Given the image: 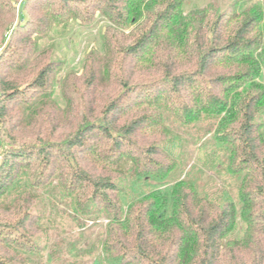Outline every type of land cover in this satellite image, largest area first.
<instances>
[{
	"label": "trees",
	"instance_id": "1",
	"mask_svg": "<svg viewBox=\"0 0 264 264\" xmlns=\"http://www.w3.org/2000/svg\"><path fill=\"white\" fill-rule=\"evenodd\" d=\"M184 2L0 0V264L59 262L38 191L108 221L93 241L78 224L62 264H264V3ZM96 14L81 75L58 78L40 37Z\"/></svg>",
	"mask_w": 264,
	"mask_h": 264
},
{
	"label": "rangeland",
	"instance_id": "2",
	"mask_svg": "<svg viewBox=\"0 0 264 264\" xmlns=\"http://www.w3.org/2000/svg\"><path fill=\"white\" fill-rule=\"evenodd\" d=\"M235 1H239L237 4L244 5L246 8L249 6L251 7V5L253 6L256 3H264V0H185L184 7L191 9L212 3L218 4L221 9L224 10L231 7ZM13 4L19 9V5H17L18 3ZM106 24V19L100 14H96L95 22L89 26H84L78 21H70L67 26L54 27L49 35L42 38L40 37L43 47L53 49V53L51 54L52 59L54 61H62L64 64L63 71L58 78H62L65 72L70 69L75 70L78 76L81 75L83 58L91 51V49L97 47L99 33L100 31H104ZM8 39L9 35L6 38V41L0 45V54L3 52ZM262 83L264 85V77ZM261 122L264 123V117L261 118ZM211 137L212 134H209L198 144L190 145L188 156H180V159H182V162L187 169L192 165H201L200 160L202 159V156L197 155L196 148L201 145V142L205 141L208 150H212L213 140ZM53 184H55V182ZM126 188L129 187L126 186ZM38 195H41V199L35 202L31 207V215L42 218L43 220L52 215H57V225L50 231V239L42 246L45 248V251L43 252L44 262H46L49 253L53 249H58L60 251V260L59 262L57 261V264H62L63 261L74 259V253L84 250L86 241H93L104 234L108 222L105 215H101L90 221L75 222L72 217H75L76 214L68 206V199H64L60 194L51 197L50 194L43 191H38ZM219 196L222 195H218L217 197ZM78 224L85 226V239H87L86 241L80 242L74 249V253H71L69 251L71 249L70 244L79 240ZM233 233L235 234V232ZM87 259L88 258H84L83 260Z\"/></svg>",
	"mask_w": 264,
	"mask_h": 264
}]
</instances>
